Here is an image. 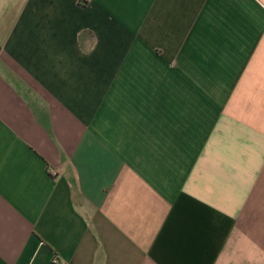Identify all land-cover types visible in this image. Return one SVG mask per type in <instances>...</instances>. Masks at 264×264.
<instances>
[{
  "label": "crops",
  "instance_id": "1",
  "mask_svg": "<svg viewBox=\"0 0 264 264\" xmlns=\"http://www.w3.org/2000/svg\"><path fill=\"white\" fill-rule=\"evenodd\" d=\"M264 264V0H0V264Z\"/></svg>",
  "mask_w": 264,
  "mask_h": 264
},
{
  "label": "built area",
  "instance_id": "2",
  "mask_svg": "<svg viewBox=\"0 0 264 264\" xmlns=\"http://www.w3.org/2000/svg\"><path fill=\"white\" fill-rule=\"evenodd\" d=\"M51 264H66V263L62 261L61 257L58 254H54L51 259Z\"/></svg>",
  "mask_w": 264,
  "mask_h": 264
}]
</instances>
